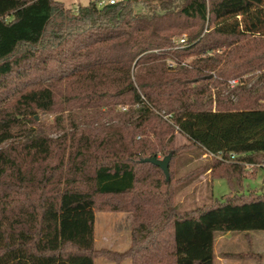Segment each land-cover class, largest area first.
<instances>
[{
	"label": "trees",
	"instance_id": "1",
	"mask_svg": "<svg viewBox=\"0 0 264 264\" xmlns=\"http://www.w3.org/2000/svg\"><path fill=\"white\" fill-rule=\"evenodd\" d=\"M261 70L264 0H94L76 11L0 0V264H212L215 238L264 221V192L181 211L150 194L171 180L142 160L177 157L178 133L208 156L235 154L233 163L211 157L221 164L212 179L244 189L247 165L264 163V84L232 108L199 101L212 82ZM56 107L108 123L56 139L31 127ZM96 209L131 213L126 251L95 248Z\"/></svg>",
	"mask_w": 264,
	"mask_h": 264
},
{
	"label": "rangeland",
	"instance_id": "2",
	"mask_svg": "<svg viewBox=\"0 0 264 264\" xmlns=\"http://www.w3.org/2000/svg\"><path fill=\"white\" fill-rule=\"evenodd\" d=\"M72 11H76L79 7L88 5L94 0H55ZM107 2L108 0H96ZM121 1V0H118ZM182 36H186L183 34ZM196 56L188 55L180 58L181 65L190 64ZM168 64L175 66L172 60H167ZM264 74V70L247 73L233 79L216 80L210 84L207 94L199 101L205 107L211 110H221L224 108H232L235 105H241L246 99L245 91L251 90L255 92L264 84V79L259 77ZM241 101H240V100ZM241 107V106H239ZM128 107L122 109L117 108L119 113H124ZM56 107L51 113L38 112L34 116L35 125H31L33 129L41 130L45 135L52 139H56L64 133H69L72 126L78 129L88 127H97L99 124L108 123V118L98 116L92 111L71 110L59 111ZM163 115V112L161 113ZM175 138L174 146L176 148H184L179 151V155L171 159L169 164V177L171 184L168 187H162L160 190L151 192L150 194H160V199L170 197L172 204L177 206L181 211H192L201 208H207L214 204L216 200H221L225 196H242V194L263 193L264 192V167H260L262 163L252 164L253 167H247L246 179L243 181L242 190L231 191L225 179H212L211 168L216 164L215 160L210 156L188 147L185 137L173 133ZM12 142V143H16ZM158 159L162 160L163 157ZM56 160L52 162V166ZM253 168H256V175H252ZM155 181H164L159 174H151ZM153 184V183H151ZM141 186L138 187L141 190ZM158 197L154 198L156 200ZM132 215L128 212H113L109 209H96L93 211V221L91 226L92 239L96 249L108 250L113 253H122L126 251L131 243L130 228ZM199 250V249H198ZM211 250L213 253L212 264H256L252 258H236L235 254H243L247 252H256L261 255L260 264H264V221L245 226H238L233 231H227L218 236L212 243ZM95 264H115L104 257L97 258ZM123 264H130L125 261Z\"/></svg>",
	"mask_w": 264,
	"mask_h": 264
},
{
	"label": "built area",
	"instance_id": "3",
	"mask_svg": "<svg viewBox=\"0 0 264 264\" xmlns=\"http://www.w3.org/2000/svg\"><path fill=\"white\" fill-rule=\"evenodd\" d=\"M119 1L118 0H108L107 2H104V1H99L97 2L98 3V6H104V5H112V4H115V3H118ZM185 42V37H181V39L178 41L179 44H183ZM171 66V64H170ZM210 157H214V158H217L218 160L220 161H223V162H236V158L237 156L235 154H229L227 157H224L223 154H218L216 156L214 155H209ZM247 167H253V165H247ZM260 167H264V163L260 166Z\"/></svg>",
	"mask_w": 264,
	"mask_h": 264
},
{
	"label": "water",
	"instance_id": "4",
	"mask_svg": "<svg viewBox=\"0 0 264 264\" xmlns=\"http://www.w3.org/2000/svg\"><path fill=\"white\" fill-rule=\"evenodd\" d=\"M170 159H171V154L164 157L162 160L157 159V158H150V159L142 160V162L149 163V164H152L158 167L163 172L165 179L168 180L169 179L168 166H169Z\"/></svg>",
	"mask_w": 264,
	"mask_h": 264
},
{
	"label": "crops",
	"instance_id": "5",
	"mask_svg": "<svg viewBox=\"0 0 264 264\" xmlns=\"http://www.w3.org/2000/svg\"><path fill=\"white\" fill-rule=\"evenodd\" d=\"M215 240H216V238H215ZM215 240H214V241H215ZM254 253H256V252H254ZM257 254H258V253H257Z\"/></svg>",
	"mask_w": 264,
	"mask_h": 264
}]
</instances>
